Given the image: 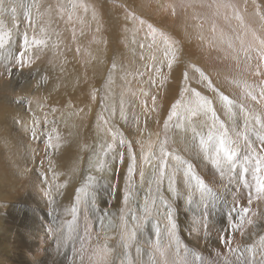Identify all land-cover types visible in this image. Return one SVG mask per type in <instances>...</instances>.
<instances>
[{"label": "bare ground", "instance_id": "1", "mask_svg": "<svg viewBox=\"0 0 264 264\" xmlns=\"http://www.w3.org/2000/svg\"><path fill=\"white\" fill-rule=\"evenodd\" d=\"M104 1L33 0L31 5L30 18L33 17V22L28 26L32 32L30 40L40 43L38 46L29 44L30 54L42 65L44 75L50 72L51 76L50 80L45 79V93L48 97H38L37 103L29 96L36 104L31 101L29 103L36 106L35 115L47 117L49 138L55 146L51 148V161L48 165L51 173L54 172L57 176L55 183L59 192L66 193L67 197L74 196L75 191L71 190L82 163H92V169L95 168L93 173H97L98 177L109 184L114 181L112 175L118 171L114 174L119 189L114 207L116 210L119 208L122 197L120 188L126 183L124 181L128 166L127 155L124 154L125 143L118 137V130L114 126V123H119L132 131L129 133L133 134L139 144V155L150 161L149 165H143L140 161L142 158L139 157L136 164V182L144 196H140L139 201L145 202L149 192L147 189L155 181L156 169L160 168L155 153L156 141L172 108V102L180 96L184 78L190 82V88L174 122L172 132L177 148L167 162V188L172 180V173L179 180V189L185 178L195 177L192 170L206 175L205 165L208 170L213 168L204 163L203 154L224 155L228 140L237 131H244L252 145L257 146L256 131H264V0H252L259 6L251 9L246 5L248 0H106L108 7L103 15L105 19H102L100 9ZM88 5H93V9ZM58 6L68 11L70 9L72 15L69 14L71 18L68 19L72 22L79 19L85 26L84 37L77 45L73 44L76 46L71 45L63 36V21H54L57 20L55 9ZM18 10L19 7L16 6V13ZM58 12L59 8L56 9V13ZM72 25L75 24L72 23L70 28ZM64 28L66 29V25ZM54 31H57L56 35ZM38 71L40 72V68ZM102 75H105L104 83L110 95L107 98V109H103L102 105L91 102L85 104L80 100L84 90L93 91L97 84L99 88L98 81L103 79ZM62 96H66L67 101L62 106L64 109L60 110ZM37 104L42 107H37ZM3 113L5 111L0 108V119L3 118ZM128 113L132 115V122L126 121L129 126L124 121V115ZM194 114L195 117L192 118ZM250 130L255 132L251 134ZM125 133L130 135L126 131ZM14 134L9 125L0 122V184L6 183L11 157L16 163L21 156L16 144L20 146L24 142L19 143ZM199 145L205 150L204 153L197 149ZM254 153L264 160V153L258 147ZM177 154L191 158L192 170L188 164L180 161ZM121 155L123 157L118 168H115L114 160ZM105 156L106 159L103 158ZM115 166L117 167L116 164ZM214 189L218 188L214 186ZM167 191L180 200L181 196L186 195L177 190ZM199 192L202 193L199 197L206 199V194L201 190ZM159 202L161 201L158 200ZM140 205L145 206V203ZM163 205L164 208L161 203L157 208L165 209V213L169 215V208ZM251 258L240 260L241 262L237 260L236 264H264V259L254 261ZM206 259L204 263L196 260L192 264H211L214 261L210 257ZM216 264L227 263L217 260Z\"/></svg>", "mask_w": 264, "mask_h": 264}, {"label": "rangeland", "instance_id": "2", "mask_svg": "<svg viewBox=\"0 0 264 264\" xmlns=\"http://www.w3.org/2000/svg\"><path fill=\"white\" fill-rule=\"evenodd\" d=\"M32 3L33 0H0V12H2L0 26H4L0 27V108L5 111L0 122L10 126L12 134L15 133L19 143L24 142L20 146L16 144L21 158L19 157L18 162L15 163L11 157L6 183L0 184L2 189L0 264H192L196 260L204 263L207 261L206 257L214 260L211 264H216L217 260L236 264L237 260L252 259L251 257L255 259L254 261L264 259V209H262L264 208V160L254 153L256 147L264 153L263 130L259 133L256 131L257 146L252 145V141L244 131L235 132L236 135L228 140L225 154L221 156L214 153L207 155L199 145L197 149H201V153H204V163L206 162L213 169L208 170V166L205 165L207 171L205 175L196 169V172L193 171L190 167L195 177L185 178L184 187L180 186L181 190L178 187L180 185L178 178L172 173V180L167 188L165 170L172 152L177 148L172 131L178 110L190 88L187 78H184L180 96L171 104L172 108L161 126L156 141L155 153L160 168L156 169L155 181L152 182L150 189H147L149 191L146 195L147 199L142 202L145 206H141L142 203L139 201L140 196L143 198L144 196L136 182L138 171L136 164L140 158L143 165H149L150 161L139 155V144L133 134H130L132 131L129 130V133L128 127L125 129L119 123H114V126L118 130V137L123 144L125 143L124 154L127 155L128 160L124 181L126 183L120 188L122 197L119 208L116 210L114 207L119 191L115 180L118 171L112 175L114 181L109 184L102 177H98L97 173H93L95 168L92 169L94 167L92 163L89 165L82 163L80 173L76 172L79 174L71 190L75 191L73 195L76 198L67 197L66 193L59 192L55 183L57 176L54 172L51 173L48 165L51 161V148L55 146L49 138L47 117L35 115L36 106L29 103V101L33 102L32 100L38 103V97L44 95L48 97L45 93L47 87L45 79L50 80L51 76L50 72L44 75L42 65L30 54L29 44L38 46L40 43L37 40L36 42L30 40L32 32L28 26L33 22L31 21L33 17L30 18ZM101 5L102 19H105L103 15L106 14L107 1L105 0ZM246 5L249 9L259 6L252 0H248ZM16 6L19 7L17 13ZM88 6L93 9V5ZM57 8H59L58 13H56ZM56 9L57 20L54 21H63L61 30L63 36L71 45L79 43L84 37L85 26L79 19L76 22L68 19L72 15L70 9L68 11L61 6ZM44 15L48 18L45 13ZM8 20L12 22L9 23ZM72 23L75 25L70 28ZM57 31H54V35ZM34 34L35 32L32 36ZM66 52L70 53V51ZM101 77L103 79L98 81L99 88L97 84L93 91L84 90L80 100L85 104L91 102L107 109L109 106L107 98L110 95L104 83L105 75ZM60 100L62 104L59 109L63 110L62 106L67 101L66 96H62ZM37 107L42 106L37 104ZM131 116L130 113L124 115V121L128 126L132 122ZM194 117L195 114L192 115V118ZM131 128L135 129L134 126ZM254 132L249 131L251 134ZM21 136L25 140H22ZM178 156L180 161L191 165V158L182 154ZM122 157L123 155L115 158L114 162L117 165L116 167L113 164L115 168H118ZM103 158L106 159V156ZM220 164L225 166L221 167ZM214 186L220 190L217 191ZM167 190L184 192L187 196H181L180 200L175 195L171 196ZM199 190L206 194V199L199 197L202 194ZM158 200L161 202L158 203ZM160 203L163 208V204L169 208V215L165 213V209L157 208ZM188 226L189 228H186ZM5 254L7 255L4 256Z\"/></svg>", "mask_w": 264, "mask_h": 264}, {"label": "snow or ice", "instance_id": "3", "mask_svg": "<svg viewBox=\"0 0 264 264\" xmlns=\"http://www.w3.org/2000/svg\"><path fill=\"white\" fill-rule=\"evenodd\" d=\"M253 99H255V97H253ZM191 166H189V169H190Z\"/></svg>", "mask_w": 264, "mask_h": 264}]
</instances>
